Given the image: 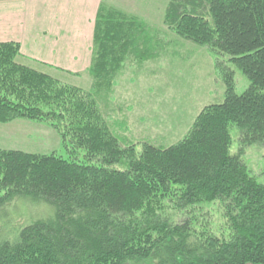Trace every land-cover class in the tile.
Returning a JSON list of instances; mask_svg holds the SVG:
<instances>
[{
	"label": "trees",
	"instance_id": "trees-1",
	"mask_svg": "<svg viewBox=\"0 0 264 264\" xmlns=\"http://www.w3.org/2000/svg\"><path fill=\"white\" fill-rule=\"evenodd\" d=\"M115 15L101 8L97 18L98 89L133 46ZM166 22L228 55L250 85L237 94L235 72L223 68L224 102L205 107L177 144L140 152L120 145L92 92L0 44V124H44L70 156L0 149V264H264V185L230 153L232 127L244 147L264 142V0H170ZM34 206L48 215L20 211Z\"/></svg>",
	"mask_w": 264,
	"mask_h": 264
},
{
	"label": "rangeland",
	"instance_id": "rangeland-1",
	"mask_svg": "<svg viewBox=\"0 0 264 264\" xmlns=\"http://www.w3.org/2000/svg\"><path fill=\"white\" fill-rule=\"evenodd\" d=\"M169 2L106 0L103 10L121 14L111 18L126 29L125 38L132 36L128 41L133 46L125 51L130 54L125 61L121 59V63L108 66L111 77L103 81L105 85L99 89L91 74L93 54L89 69L79 74L32 63L33 60L22 54L21 62L63 83L92 92L105 124L122 147L134 145L140 152L145 144L175 145L186 137L205 107L224 102L223 68L235 72L237 94L242 95L250 83L230 62L228 55H220L208 46L181 38L170 29L166 22ZM0 126L4 129V134H0L1 150L39 155L57 153L65 159L70 158L62 149L57 132L44 124L18 120ZM231 135V155H241L249 172L264 185V142L244 147L236 127H232ZM82 157L81 153L73 159L79 162ZM116 168L127 169L123 163ZM20 211L34 218L48 215L47 209L36 206L20 207Z\"/></svg>",
	"mask_w": 264,
	"mask_h": 264
},
{
	"label": "crops",
	"instance_id": "crops-1",
	"mask_svg": "<svg viewBox=\"0 0 264 264\" xmlns=\"http://www.w3.org/2000/svg\"><path fill=\"white\" fill-rule=\"evenodd\" d=\"M105 2L0 0V44H19L32 63L84 72L91 65L97 18Z\"/></svg>",
	"mask_w": 264,
	"mask_h": 264
}]
</instances>
